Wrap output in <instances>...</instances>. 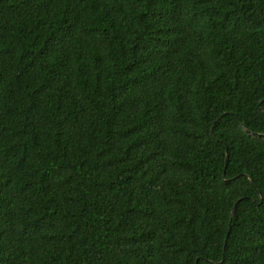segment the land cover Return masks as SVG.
Wrapping results in <instances>:
<instances>
[{
	"label": "trees",
	"instance_id": "obj_1",
	"mask_svg": "<svg viewBox=\"0 0 264 264\" xmlns=\"http://www.w3.org/2000/svg\"><path fill=\"white\" fill-rule=\"evenodd\" d=\"M0 264H264V0H0Z\"/></svg>",
	"mask_w": 264,
	"mask_h": 264
},
{
	"label": "water",
	"instance_id": "obj_2",
	"mask_svg": "<svg viewBox=\"0 0 264 264\" xmlns=\"http://www.w3.org/2000/svg\"><path fill=\"white\" fill-rule=\"evenodd\" d=\"M234 212H235V207H234V209H233V211H232V213H231V216H233Z\"/></svg>",
	"mask_w": 264,
	"mask_h": 264
}]
</instances>
